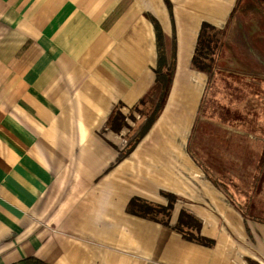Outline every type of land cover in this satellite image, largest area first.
<instances>
[{"label": "crops", "instance_id": "1", "mask_svg": "<svg viewBox=\"0 0 264 264\" xmlns=\"http://www.w3.org/2000/svg\"><path fill=\"white\" fill-rule=\"evenodd\" d=\"M221 147L264 149V0H0V264H264Z\"/></svg>", "mask_w": 264, "mask_h": 264}, {"label": "trees", "instance_id": "2", "mask_svg": "<svg viewBox=\"0 0 264 264\" xmlns=\"http://www.w3.org/2000/svg\"><path fill=\"white\" fill-rule=\"evenodd\" d=\"M203 27H208V25H203ZM156 38H157V64H156V82H157V92H158V98L157 102L152 106L151 110H139V113L146 115V122L143 127V132L148 128L153 121L157 118V115L159 114V111L162 108L163 103L165 102V99L168 95L170 84L172 82L173 77V71H174V56L171 55V59L167 57L165 48L163 45V41L160 35V31L158 27H156ZM195 56L192 59V64L194 67L200 70L207 71L206 67L200 66L198 63V59ZM145 100L141 99L140 104L144 105ZM222 138V136H219V139ZM217 153H219L217 155ZM213 152L214 156H212V153L208 151V154L206 153L207 163L209 164L210 168L207 174L211 179L213 180V183L221 189L229 198L232 204L235 205V207L240 211V213L245 217L257 221H264V207L261 205L260 202V196L258 198V195L261 192L262 186L264 184V149L262 150H256V151H243L241 149L237 150H228L220 148L219 152ZM253 153L255 157V163H252L248 159V155ZM232 154V156L235 157V159H231L228 157V155ZM218 162L219 164H215ZM207 167H203L205 172L207 171ZM235 173L237 174L236 180H235ZM228 186L232 187L237 192H242L246 197L248 198V205L246 207H243L239 203H236L233 200V193L228 189ZM246 187L251 190L249 194L245 193V191H242V188ZM254 195V196H253ZM257 195V196H255ZM139 207L140 211L142 213H149L152 214V212L155 211L153 207H150L146 204H137L134 200L129 203V208H134L135 206ZM263 212V213H262ZM187 224L190 227H193L197 232L196 233H185L184 237L187 239H194L199 242L207 243L205 239H203L201 236H198V224L193 219L189 218L187 219ZM177 229L182 231L180 227L177 226ZM11 264H47L43 261H41L38 258L35 257H26L21 259L18 262L11 263Z\"/></svg>", "mask_w": 264, "mask_h": 264}, {"label": "rangeland", "instance_id": "3", "mask_svg": "<svg viewBox=\"0 0 264 264\" xmlns=\"http://www.w3.org/2000/svg\"><path fill=\"white\" fill-rule=\"evenodd\" d=\"M215 153H217V152H219V150L218 151H214ZM248 159H249V161L250 162H252V163H255L256 161H255V157H254V154L253 153H251V154H249L248 155ZM236 176H237V174L235 173V180H236ZM228 189L233 193V200L236 202V203H239L240 205H242L243 207H246V205H248V203H249V201H248V198L246 197V195H244L242 192H237V191H235L232 187H230V186H228ZM242 191L244 192L245 191V193H247V194H249L250 192H251V190L250 189H248V188H246V187H243L242 188ZM254 196V195H253ZM255 196H257V195H255ZM259 196L261 197L260 198V204L261 205H263V207H264V197H263V195L260 193L259 195H258V198H259ZM264 211V210H263ZM263 213V212H262Z\"/></svg>", "mask_w": 264, "mask_h": 264}]
</instances>
